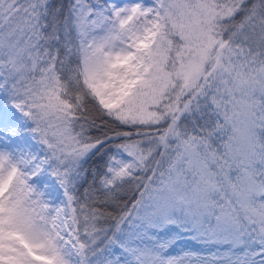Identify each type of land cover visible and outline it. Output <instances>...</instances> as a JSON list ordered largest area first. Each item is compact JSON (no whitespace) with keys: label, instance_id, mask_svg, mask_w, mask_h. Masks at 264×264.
I'll use <instances>...</instances> for the list:
<instances>
[{"label":"snow or ice","instance_id":"1","mask_svg":"<svg viewBox=\"0 0 264 264\" xmlns=\"http://www.w3.org/2000/svg\"><path fill=\"white\" fill-rule=\"evenodd\" d=\"M0 264H264V0H0Z\"/></svg>","mask_w":264,"mask_h":264},{"label":"rangeland","instance_id":"2","mask_svg":"<svg viewBox=\"0 0 264 264\" xmlns=\"http://www.w3.org/2000/svg\"><path fill=\"white\" fill-rule=\"evenodd\" d=\"M185 251H194L200 255H206L209 251H215L209 247H200L196 240L190 238L189 235H183L180 237L178 244L172 250L173 255H181Z\"/></svg>","mask_w":264,"mask_h":264},{"label":"trees","instance_id":"3","mask_svg":"<svg viewBox=\"0 0 264 264\" xmlns=\"http://www.w3.org/2000/svg\"><path fill=\"white\" fill-rule=\"evenodd\" d=\"M55 2L57 3V4H59V3H66L67 2V0H55ZM92 2L93 3H96V4H99V5H104V3H105V0H92ZM108 127H114L113 125H109ZM105 130H107V129H105ZM94 135H98L99 133H93ZM102 161L100 162V168H101V170H102ZM92 170H93V172L94 173H96V175L97 176H99V171H97V165L96 164H93L92 165ZM89 182H91V177H89ZM85 187H87V185H85ZM124 191H127V187L125 188V190ZM126 202V201H125ZM175 234V233H174ZM184 235H189L190 236V238L192 239V237H191V235L190 234H184ZM197 242V244L200 246V247H209L210 249H214V250H216L213 246H210V245H208V246H205V245H203V244H201L199 241H196Z\"/></svg>","mask_w":264,"mask_h":264}]
</instances>
